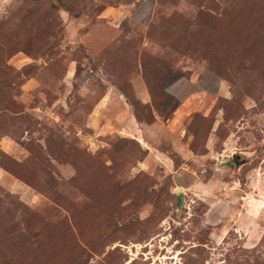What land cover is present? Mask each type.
<instances>
[{"label": "rangeland", "instance_id": "1", "mask_svg": "<svg viewBox=\"0 0 264 264\" xmlns=\"http://www.w3.org/2000/svg\"><path fill=\"white\" fill-rule=\"evenodd\" d=\"M0 264H264V0H0Z\"/></svg>", "mask_w": 264, "mask_h": 264}, {"label": "water", "instance_id": "2", "mask_svg": "<svg viewBox=\"0 0 264 264\" xmlns=\"http://www.w3.org/2000/svg\"><path fill=\"white\" fill-rule=\"evenodd\" d=\"M179 191V190H178Z\"/></svg>", "mask_w": 264, "mask_h": 264}]
</instances>
